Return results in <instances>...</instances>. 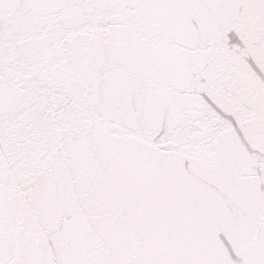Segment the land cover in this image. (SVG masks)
<instances>
[{"label": "snow or ice", "instance_id": "6c2138e0", "mask_svg": "<svg viewBox=\"0 0 264 264\" xmlns=\"http://www.w3.org/2000/svg\"><path fill=\"white\" fill-rule=\"evenodd\" d=\"M0 264H264V0H0Z\"/></svg>", "mask_w": 264, "mask_h": 264}]
</instances>
